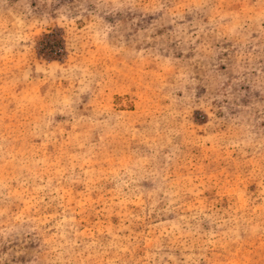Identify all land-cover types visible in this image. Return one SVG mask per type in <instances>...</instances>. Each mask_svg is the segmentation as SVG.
Here are the masks:
<instances>
[{
  "label": "rangeland",
  "instance_id": "obj_1",
  "mask_svg": "<svg viewBox=\"0 0 264 264\" xmlns=\"http://www.w3.org/2000/svg\"><path fill=\"white\" fill-rule=\"evenodd\" d=\"M0 264H264V0H0Z\"/></svg>",
  "mask_w": 264,
  "mask_h": 264
}]
</instances>
